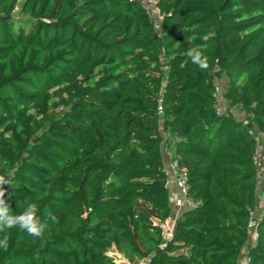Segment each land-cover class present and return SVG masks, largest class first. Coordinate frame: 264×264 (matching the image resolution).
I'll use <instances>...</instances> for the list:
<instances>
[{"label":"trees","instance_id":"1","mask_svg":"<svg viewBox=\"0 0 264 264\" xmlns=\"http://www.w3.org/2000/svg\"><path fill=\"white\" fill-rule=\"evenodd\" d=\"M156 8L160 20L138 0H0V173L13 174L5 200L13 215L36 203L49 224L43 239L0 232L9 237L0 264H118L113 247L123 264H240L245 248L246 264H264L255 162L264 0ZM193 47L208 70L180 68ZM223 77L228 113L219 114ZM168 153L193 201L170 236Z\"/></svg>","mask_w":264,"mask_h":264},{"label":"clouds","instance_id":"2","mask_svg":"<svg viewBox=\"0 0 264 264\" xmlns=\"http://www.w3.org/2000/svg\"><path fill=\"white\" fill-rule=\"evenodd\" d=\"M214 38L213 32H208L202 36V40L207 42ZM187 60L180 64V68H184L190 61L192 65L197 66L201 70H208L209 58L199 47H193L186 51ZM13 182L12 173H0V232L5 229L19 228L29 237L34 239H43L49 224L41 220L39 216V208L36 203H30L20 214L13 215L10 205L5 200L7 189L5 186L11 187ZM48 219L56 222L55 215L49 213ZM9 247V237L5 234L0 238V249L7 250Z\"/></svg>","mask_w":264,"mask_h":264},{"label":"built area","instance_id":"3","mask_svg":"<svg viewBox=\"0 0 264 264\" xmlns=\"http://www.w3.org/2000/svg\"><path fill=\"white\" fill-rule=\"evenodd\" d=\"M156 27H159L158 22L156 23ZM215 96L217 97V102L215 107L219 114L228 113V106L221 99L218 88ZM256 140V150H255V162L258 166V188L257 195L264 187L262 183V177L264 176V132L258 133L255 135ZM166 169L168 173V185L171 191V200L173 204V208L176 212L180 213L183 209L187 207L193 206V201L188 193V184H187V173L185 170H181L178 168L176 162L172 161L170 158V154L168 153V160L166 162ZM260 195L258 196V198ZM258 208V207H257ZM258 209L252 214V217L248 224V233L249 238L256 239L257 237V212ZM164 228V225H163ZM165 231V228H164Z\"/></svg>","mask_w":264,"mask_h":264},{"label":"rangeland","instance_id":"4","mask_svg":"<svg viewBox=\"0 0 264 264\" xmlns=\"http://www.w3.org/2000/svg\"><path fill=\"white\" fill-rule=\"evenodd\" d=\"M138 1L141 2L146 9L150 10L153 13V15H155L157 17L158 20H160L161 16L159 15V11L156 8L158 0H138ZM14 15H15L16 19H26L27 18L26 16H23L20 14L19 9L16 11V13ZM226 84H227V79L225 77H223L222 79H220L216 82V86L218 88V92H219L221 99L223 98L222 93H223V89H224ZM234 112L237 116L241 115V117H242V114L238 113V111L236 109L234 110ZM45 133H46V125L42 124L40 134H45ZM61 147H63V146H61ZM165 153H166V151H165ZM164 155H165V161L167 162L168 156H167V154H164ZM262 183L264 185V176L262 177ZM260 194L262 195V190L260 191V193H258V196ZM173 210H174V208H173ZM260 212H261V206L259 207V213ZM176 213L178 214V212L173 211L170 219L164 224V228H166V230L164 231L166 236H170L172 231H173V228H174V225H175V222L177 219ZM254 241H255V239H253V238L250 239V242L252 244L254 243ZM246 251H247V249L245 248L244 249V257L241 259L240 264H246V261H247L246 257H245ZM109 255L113 256L115 258V261L118 264L128 263V261L124 257V255L121 254L115 247L110 249Z\"/></svg>","mask_w":264,"mask_h":264},{"label":"crops","instance_id":"5","mask_svg":"<svg viewBox=\"0 0 264 264\" xmlns=\"http://www.w3.org/2000/svg\"><path fill=\"white\" fill-rule=\"evenodd\" d=\"M184 210V209H183ZM175 211V210H174ZM176 215L178 216V214L176 213Z\"/></svg>","mask_w":264,"mask_h":264},{"label":"water","instance_id":"6","mask_svg":"<svg viewBox=\"0 0 264 264\" xmlns=\"http://www.w3.org/2000/svg\"><path fill=\"white\" fill-rule=\"evenodd\" d=\"M165 230H166V228H165Z\"/></svg>","mask_w":264,"mask_h":264}]
</instances>
